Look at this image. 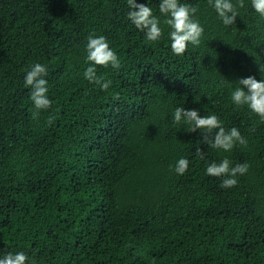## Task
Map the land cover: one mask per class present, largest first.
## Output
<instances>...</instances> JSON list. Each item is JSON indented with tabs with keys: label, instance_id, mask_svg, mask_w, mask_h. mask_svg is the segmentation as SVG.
Instances as JSON below:
<instances>
[{
	"label": "trees",
	"instance_id": "16d2710c",
	"mask_svg": "<svg viewBox=\"0 0 264 264\" xmlns=\"http://www.w3.org/2000/svg\"><path fill=\"white\" fill-rule=\"evenodd\" d=\"M189 2L204 31L177 56L166 25L149 42L129 24L126 0H0V249L34 264H264V120L228 99L237 78H264V18L244 0L225 26L207 0ZM90 32L120 59L97 65L104 90L82 76ZM33 62L52 101L35 117L22 79ZM177 105L215 112L247 144L205 145L171 121ZM223 156L248 163L229 188L204 173Z\"/></svg>",
	"mask_w": 264,
	"mask_h": 264
},
{
	"label": "clouds",
	"instance_id": "9594fccd",
	"mask_svg": "<svg viewBox=\"0 0 264 264\" xmlns=\"http://www.w3.org/2000/svg\"><path fill=\"white\" fill-rule=\"evenodd\" d=\"M128 10L125 16L129 24L137 31L142 32L143 38L149 42L159 41L162 34V24L167 26V46L172 54L181 55L189 45H198L203 25L199 22L196 13L197 5L189 0H158L157 12L154 14L149 0L137 2L126 0ZM222 25L228 26L235 22L238 16L237 8L244 6V0H207ZM250 8L264 18V0H248ZM84 61L82 76L93 87L100 90L109 87L111 80L103 73H97V65L117 69L120 59L117 53L109 46V41L103 34L89 33L84 43ZM46 68L43 63L33 62L23 74V84L28 87V99L33 108L35 117L39 110L49 108L52 101L49 99V84L45 79ZM228 99L235 107H243L264 120V78L256 79L252 75L242 76L232 82L228 92ZM173 123L184 122L189 125L188 130H202L201 138L205 145L224 152L231 150L234 145H245L247 140L241 135L237 126L225 127L215 112L207 115L198 114L196 108L175 106L170 117ZM215 130V131H213ZM196 151L202 152L199 147ZM188 167L187 157L176 158L172 165L173 171L181 175ZM248 170V163H231L227 156L219 161L211 160L204 166L207 176L221 177L220 186L229 188L237 183V177ZM0 264H34L29 254L23 248L0 249Z\"/></svg>",
	"mask_w": 264,
	"mask_h": 264
}]
</instances>
